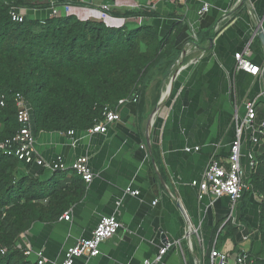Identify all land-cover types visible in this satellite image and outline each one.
<instances>
[{"label":"crops","instance_id":"obj_1","mask_svg":"<svg viewBox=\"0 0 264 264\" xmlns=\"http://www.w3.org/2000/svg\"><path fill=\"white\" fill-rule=\"evenodd\" d=\"M204 2L212 8L201 17ZM136 5L160 13L153 25L162 36L174 23L186 27L182 53L165 75L146 80L137 104L118 108L120 121L105 134L35 132V151L45 161L61 157L70 166L87 157L95 177L86 184L83 198L66 212L68 221L62 219L64 214L55 222H36L17 245L43 251L51 263L61 262L68 248L92 236L102 217L114 215L123 230L103 244L99 257L80 258L75 264L155 262L166 245L163 235L181 246L171 247L156 264H197L213 247L233 257L243 249L257 255L261 251L257 195L233 209L228 197L200 201L191 183L202 179L213 158L228 166L235 119H244L251 103L256 111L254 130L244 132L241 159L247 183L250 157L264 155V140L252 142L264 122V46L259 38L264 34V0H137ZM120 7L116 9L124 8ZM225 13L231 17L224 20ZM47 16L41 12L36 17ZM239 53L261 68L259 76L236 69ZM196 147L200 151H186ZM41 171L45 180L54 174L37 166L32 169L33 175ZM129 187L140 196H126ZM189 227L197 232L190 239ZM245 235L250 236L248 241H243ZM29 259L37 262L34 255Z\"/></svg>","mask_w":264,"mask_h":264},{"label":"trees","instance_id":"obj_2","mask_svg":"<svg viewBox=\"0 0 264 264\" xmlns=\"http://www.w3.org/2000/svg\"><path fill=\"white\" fill-rule=\"evenodd\" d=\"M52 2L77 4V0H0V96L5 99L0 141L20 129L17 95L31 106L34 132L86 133L104 122L106 108L115 110L121 100L140 93L147 79L165 75L182 53L186 27L174 23L162 36L153 25L160 13L144 6L112 10L113 16L127 21L143 18L132 30L128 23L117 29L101 20L64 15L42 21L28 14L24 23L12 21L14 8L46 11ZM257 161L242 201H249L251 194L260 200L261 251L253 257L254 264H264V155ZM32 169L0 152V264H37L18 247L20 237L36 222L58 221L85 194L86 183L74 170L56 172L45 180L44 172L33 175ZM209 252L204 264H210Z\"/></svg>","mask_w":264,"mask_h":264},{"label":"built area","instance_id":"obj_3","mask_svg":"<svg viewBox=\"0 0 264 264\" xmlns=\"http://www.w3.org/2000/svg\"><path fill=\"white\" fill-rule=\"evenodd\" d=\"M129 1V0H128ZM132 2V0H130ZM176 1V0H174ZM128 3V2H127ZM93 4H98L94 7ZM120 3L114 0L113 3H107L100 0H77V4L65 3L58 4L56 2L51 3V7L46 11H27L21 8H14L11 11V18L14 23H24L26 16L28 14H33L37 16L38 13L48 12L46 18L59 17V16H75L81 21H86L90 19H96L103 21L109 28H121L126 23L125 18H119L113 16L111 13L115 8H121ZM136 4L130 6L129 9L138 8ZM124 8H126L124 6ZM211 4L204 2L199 9V16H204L211 10ZM231 17L227 13L223 15L224 20ZM44 21V18H40ZM138 23L143 22V18H139ZM236 58V69L239 71H244L254 77L261 74V68L245 58L241 53L235 55ZM140 100V94L137 92L131 98L121 100L118 107L113 110L106 108L104 111V122L97 123L92 129L88 130L86 133L88 135H93L97 133L105 134L108 128L120 121V114L118 108L126 105L128 103L137 104ZM17 105V120L20 124L19 131L12 137L3 141H0V152L3 154L15 157L20 163L26 166L39 167L40 169L56 172H65L67 170H74L80 175L86 184H91L95 175L89 166V159L87 157H79L75 162L68 166L64 163L63 158L58 157L54 162H47L35 151L36 137L33 127L32 109L28 101L21 95L16 97ZM5 107V99L0 96V108ZM247 115L244 119L237 117L236 121V137L231 145V153L229 157L228 166L221 165L216 159H212L200 180H194L191 186L198 189V198L202 201L205 197L211 196L213 199L217 200L223 197H228L233 205V209L238 205L244 196L245 191L249 189L248 183L245 180V173L241 165L242 159V146H243V135L247 130H254V121L256 118V111L254 105L248 104L246 106ZM258 133V134H257ZM69 136H74L75 131H69L67 133ZM257 134V135H255ZM261 140H264V122L260 125L259 130L254 131V136L252 137V142L258 144ZM145 148V147H143ZM187 152H198L199 147L194 149L186 148ZM258 161L250 157V169L251 171L256 168ZM126 196L139 197L140 191L133 190L131 187L127 188L125 191ZM121 205L120 201L118 202ZM157 204V201L153 205ZM62 219L69 220V213H65ZM240 231L242 227L235 224ZM123 230V225L118 220L116 216L102 217L92 236L87 239H80L77 243L68 248L65 252L64 259L61 262H50L44 255L43 251H33L32 249H25L24 255L26 257L36 256L37 264H75V261L80 258H85L88 261L99 257L102 254L103 244L112 239L118 233ZM193 234H197L196 231L192 230L191 227L186 231V238L190 239ZM249 235L243 237V241L249 240ZM199 242L201 241L198 236ZM180 247L181 243H168L159 252L155 262L145 261V264H156L159 263L162 257L167 253V251L173 247ZM192 246V245H191ZM6 250L2 251L5 254ZM210 264H254L255 258L250 251L241 250L234 257L225 252H221L215 247H213L209 252ZM197 264H204L203 262H198Z\"/></svg>","mask_w":264,"mask_h":264},{"label":"rangeland","instance_id":"obj_4","mask_svg":"<svg viewBox=\"0 0 264 264\" xmlns=\"http://www.w3.org/2000/svg\"><path fill=\"white\" fill-rule=\"evenodd\" d=\"M119 3H121V5H123V6H125L126 8H130V5L127 3V1H121V0H117ZM133 2H135V4H136V1L135 0H132ZM143 1H145L146 2V0H143ZM140 7V6H139ZM138 7V8H139ZM138 8H135V10H138ZM135 24V21H129V23H128V30H132L136 25H134ZM161 35V34H160Z\"/></svg>","mask_w":264,"mask_h":264},{"label":"water","instance_id":"obj_5","mask_svg":"<svg viewBox=\"0 0 264 264\" xmlns=\"http://www.w3.org/2000/svg\"><path fill=\"white\" fill-rule=\"evenodd\" d=\"M259 38H260V40H261V42H262V44L264 46V34L263 33H260ZM175 78H176V76H173L174 81H175ZM162 239H163L164 244H168L169 243V241L166 239L165 235L162 236Z\"/></svg>","mask_w":264,"mask_h":264},{"label":"bare ground","instance_id":"obj_6","mask_svg":"<svg viewBox=\"0 0 264 264\" xmlns=\"http://www.w3.org/2000/svg\"><path fill=\"white\" fill-rule=\"evenodd\" d=\"M167 87V86H166ZM169 89V88H168ZM168 89L165 91V93L163 94L164 95V97H166V95L168 96L169 95V92H170V90L168 91ZM168 91V92H167Z\"/></svg>","mask_w":264,"mask_h":264}]
</instances>
